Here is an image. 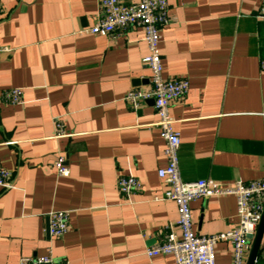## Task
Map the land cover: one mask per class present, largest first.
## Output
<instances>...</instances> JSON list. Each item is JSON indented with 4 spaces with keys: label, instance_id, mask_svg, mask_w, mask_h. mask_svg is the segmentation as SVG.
<instances>
[{
    "label": "crops",
    "instance_id": "1",
    "mask_svg": "<svg viewBox=\"0 0 264 264\" xmlns=\"http://www.w3.org/2000/svg\"><path fill=\"white\" fill-rule=\"evenodd\" d=\"M168 3L163 74L190 81L171 106L183 179L229 186L263 178L262 0ZM99 13L100 0H0V162L14 172V187L0 186V264L50 251L69 264H176L172 254L147 253L170 227L179 233L177 204L164 198L168 184L158 175L167 162L159 116L152 98L137 107L125 100L150 85L144 29L93 34ZM14 87L23 90L17 104L6 97ZM59 155L67 176L54 166ZM128 174L141 182L130 199L118 188ZM191 205L199 234L238 223L233 194ZM53 210L70 212L63 236L49 233ZM232 257L231 242L220 240L216 264H232ZM254 264H264V236Z\"/></svg>",
    "mask_w": 264,
    "mask_h": 264
},
{
    "label": "built area",
    "instance_id": "2",
    "mask_svg": "<svg viewBox=\"0 0 264 264\" xmlns=\"http://www.w3.org/2000/svg\"><path fill=\"white\" fill-rule=\"evenodd\" d=\"M258 16L264 20V0L258 10ZM168 0H139L137 3L125 5L123 0H100V13L89 32L110 35L139 24L144 29V40L148 53L143 61L151 70L150 85L146 91L132 89L125 95V100L137 107L147 98L154 100L159 116L157 125L165 143V166L159 168L158 175L168 184L164 198L174 200L178 207L177 226L179 233L169 228L164 240L157 246L147 250L149 256L160 253L172 254L176 264H216V244L220 240H228L233 247L232 264H246L245 257L250 242L253 240L264 213V177L258 180H238L231 185L203 178L193 181L183 179L180 169L179 150L181 133L175 128V118L171 113L172 104L186 96L190 89L187 78H166L160 43L161 30L170 24ZM260 70L264 73V59L260 61ZM23 90L14 87L6 91L7 99L17 104L21 102ZM58 134L65 133L61 121H56ZM54 166L59 175L67 176L70 168L66 157L59 155ZM14 172L5 168L0 162V186L3 189L14 187ZM118 188L122 195L131 198L141 188L140 180L133 174L121 175ZM229 193L236 197L238 223L228 232L214 235L199 234L194 229L192 202L217 194ZM49 233L51 236H63L70 226V212L53 210L49 213ZM19 264H69L55 259L52 252L40 256H23Z\"/></svg>",
    "mask_w": 264,
    "mask_h": 264
},
{
    "label": "water",
    "instance_id": "3",
    "mask_svg": "<svg viewBox=\"0 0 264 264\" xmlns=\"http://www.w3.org/2000/svg\"><path fill=\"white\" fill-rule=\"evenodd\" d=\"M263 236H264V213L258 225L254 238L252 240L250 252L246 264H254V262L256 261L258 253L261 249Z\"/></svg>",
    "mask_w": 264,
    "mask_h": 264
}]
</instances>
